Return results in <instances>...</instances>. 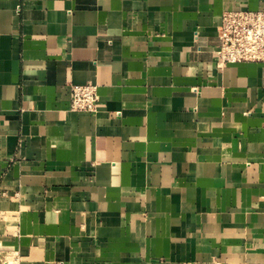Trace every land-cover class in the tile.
Wrapping results in <instances>:
<instances>
[{
    "label": "crops",
    "instance_id": "0c3cea01",
    "mask_svg": "<svg viewBox=\"0 0 264 264\" xmlns=\"http://www.w3.org/2000/svg\"><path fill=\"white\" fill-rule=\"evenodd\" d=\"M236 10L264 0H0V264H264V64L216 65Z\"/></svg>",
    "mask_w": 264,
    "mask_h": 264
},
{
    "label": "built area",
    "instance_id": "2783aa9c",
    "mask_svg": "<svg viewBox=\"0 0 264 264\" xmlns=\"http://www.w3.org/2000/svg\"><path fill=\"white\" fill-rule=\"evenodd\" d=\"M216 65L222 68L239 63L264 64V10H236L222 15L218 33ZM70 110L93 114L100 105L97 86H69Z\"/></svg>",
    "mask_w": 264,
    "mask_h": 264
}]
</instances>
